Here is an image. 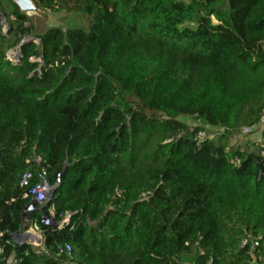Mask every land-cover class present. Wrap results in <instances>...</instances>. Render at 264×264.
Returning <instances> with one entry per match:
<instances>
[{
	"label": "trees",
	"instance_id": "trees-1",
	"mask_svg": "<svg viewBox=\"0 0 264 264\" xmlns=\"http://www.w3.org/2000/svg\"><path fill=\"white\" fill-rule=\"evenodd\" d=\"M31 1L89 23L87 32L47 29L12 63L7 52L32 28L13 0H0L4 256L264 264V130L258 146L230 145L264 108V0ZM180 117L221 132L198 140L203 129ZM26 173L30 185L44 174L56 220L70 217L44 229L38 252L9 240L22 226ZM65 245L70 257L59 254Z\"/></svg>",
	"mask_w": 264,
	"mask_h": 264
},
{
	"label": "built area",
	"instance_id": "built-area-1",
	"mask_svg": "<svg viewBox=\"0 0 264 264\" xmlns=\"http://www.w3.org/2000/svg\"><path fill=\"white\" fill-rule=\"evenodd\" d=\"M14 2L17 0H13ZM264 130V108L259 117V121L256 125L250 128H244L237 135L242 138L253 137L254 144H262V131ZM212 139L207 135V132L201 130L197 133L196 139ZM259 153L264 157V144L259 148ZM32 176L30 173H26L21 180V187L27 189V193L24 198L27 199V204L24 209V218L20 230L12 234L9 238L10 242L14 245L28 244L35 251L43 250L45 241V228H52L54 230H60L63 224L67 223L69 216L64 217L62 220H56L54 210L49 206L48 196L52 192V189L45 179L44 174L40 176V180L37 183L30 185ZM60 180L57 179L56 185L59 184ZM38 215V224L36 222L35 216ZM23 227H32L31 233L23 232ZM7 240L0 233V260L3 259L6 264H14V255L10 254L5 257L4 245ZM256 245V244H254ZM59 254H63L66 257H70L71 247L65 245L63 248L59 249Z\"/></svg>",
	"mask_w": 264,
	"mask_h": 264
},
{
	"label": "rangeland",
	"instance_id": "rangeland-1",
	"mask_svg": "<svg viewBox=\"0 0 264 264\" xmlns=\"http://www.w3.org/2000/svg\"><path fill=\"white\" fill-rule=\"evenodd\" d=\"M5 11L8 12L7 7H4ZM27 17L30 20V25L32 28V34L30 37L35 38L38 35L43 34L47 29L51 27H59L63 31H67L70 29H82L83 31H88V23L89 19L87 17H82L78 14H68L65 12L60 13H53L49 11H41L36 10L33 14H27ZM2 30L4 33L7 32V25L5 24L4 18L2 19ZM35 44H38V41H34ZM17 48L9 50L6 54V58L8 61L12 63L17 62L16 58ZM40 62V61H39ZM180 122L185 124L190 129L195 128H201L204 131L207 132V135L210 138H214L215 136H218L221 132L219 129L216 128H209L201 125L197 121H195L192 118L189 117H180L178 118ZM252 140V139H250ZM246 140L242 137H239L236 135V137H233L230 139V145L231 146H240L241 149H244L246 147ZM33 228L31 227H23V232L25 233H31Z\"/></svg>",
	"mask_w": 264,
	"mask_h": 264
},
{
	"label": "water",
	"instance_id": "water-1",
	"mask_svg": "<svg viewBox=\"0 0 264 264\" xmlns=\"http://www.w3.org/2000/svg\"><path fill=\"white\" fill-rule=\"evenodd\" d=\"M15 5L17 6V8L19 9V11L26 15L29 13V12H35L36 10H38L35 5L33 4V2L31 0H17L14 2ZM5 21V19H4ZM6 22V21H5ZM6 24V23H5ZM7 25V24H6ZM34 41H38L36 38H33V37H27L25 38V40L22 41L21 45L17 48V53H16V58L19 60V57H20V54H21V46L26 43V42H34ZM17 60V61H18ZM43 68V61L42 59H40V67H39V71H41ZM53 195V191L49 194L48 196V199L50 200L51 197Z\"/></svg>",
	"mask_w": 264,
	"mask_h": 264
},
{
	"label": "crops",
	"instance_id": "crops-1",
	"mask_svg": "<svg viewBox=\"0 0 264 264\" xmlns=\"http://www.w3.org/2000/svg\"><path fill=\"white\" fill-rule=\"evenodd\" d=\"M246 140V142H248V145H254V138L253 137H246L244 138ZM252 139V140H250Z\"/></svg>",
	"mask_w": 264,
	"mask_h": 264
},
{
	"label": "bare ground",
	"instance_id": "bare-ground-1",
	"mask_svg": "<svg viewBox=\"0 0 264 264\" xmlns=\"http://www.w3.org/2000/svg\"><path fill=\"white\" fill-rule=\"evenodd\" d=\"M34 12H29L28 14H33Z\"/></svg>",
	"mask_w": 264,
	"mask_h": 264
}]
</instances>
